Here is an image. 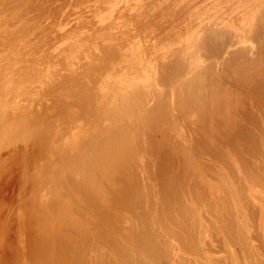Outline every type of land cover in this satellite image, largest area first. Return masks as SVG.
I'll list each match as a JSON object with an SVG mask.
<instances>
[{"label": "rangeland", "instance_id": "rangeland-1", "mask_svg": "<svg viewBox=\"0 0 264 264\" xmlns=\"http://www.w3.org/2000/svg\"><path fill=\"white\" fill-rule=\"evenodd\" d=\"M262 2L0 0V264H264V70L222 63L244 45L264 53ZM201 41L216 49L204 55ZM188 53L196 67L183 71ZM131 91L147 104L119 111ZM220 93L225 113L211 99ZM20 119L29 130L15 135ZM123 131L135 132L133 155L97 184L85 182L96 177L88 163L58 162L61 149L92 151Z\"/></svg>", "mask_w": 264, "mask_h": 264}, {"label": "bare ground", "instance_id": "bare-ground-1", "mask_svg": "<svg viewBox=\"0 0 264 264\" xmlns=\"http://www.w3.org/2000/svg\"><path fill=\"white\" fill-rule=\"evenodd\" d=\"M53 1V0H52ZM193 1V0H192ZM263 2H264V0H262ZM261 2V1H260ZM262 2V3H263ZM108 3H110V2H108ZM200 3V2H199ZM48 4V3H47ZM52 5V4H51ZM56 4H54V6H55ZM201 5V4H200ZM264 5V4H263ZM43 6V5H42ZM53 6V5H52ZM53 6V7H54ZM47 7V6H46ZM51 7V6H50ZM42 8V7H41ZM55 8V7H54ZM54 8L52 9V10H54ZM65 8V7H64ZM189 8V7H188ZM259 8V7H258ZM38 9V8H37ZM40 9V8H39ZM50 9V8H49ZM44 10V9H43ZM59 10V9H58ZM98 10V9H97ZM55 11H57V10H55ZM252 11V10H251ZM257 11V10H256ZM53 12V11H52ZM75 13V12H74ZM49 15V14H48ZM46 16H47V13H46ZM254 17V16H253ZM263 18V17H262ZM46 19H48V18H46ZM82 19V18H81ZM184 20V19H183ZM195 20V19H194ZM35 21V20H34ZM42 21V20H41ZM261 21V20H260ZM160 22V21H159ZM191 22V21H190ZM256 23V22H255ZM263 23V22H262ZM230 24H232L233 25V22L231 21L230 22ZM229 24V25H230ZM258 25V24H257ZM34 27V26H33ZM232 26H230V27H228V29H233V28H231ZM234 27V26H233ZM94 28V27H93ZM235 28H236V26L234 27V30L233 31H229L230 33H235L236 31H235ZM255 28V27H254ZM27 29H28V27H27ZM237 29H239V28H237ZM33 30V29H32ZM31 31V30H30ZM50 31V30H49ZM220 31H222V30H220ZM224 31V30H223ZM222 31V32H223ZM235 31V32H234ZM237 31H240V30H237ZM245 31V30H244ZM244 31H243V33H244ZM258 31V30H257ZM219 32V31H218ZM217 32V33H218ZM222 32H219L220 34H223ZM228 32V33H229ZM246 32V31H245ZM252 32V27H251V30H250V33ZM29 33V32H28ZM212 33H215V32H212ZM217 33H215V34H217ZM228 33H226V31L224 32V34L223 35H225V34H228ZM254 33V32H253ZM109 34H111V33H109ZM220 34H218L219 36H220ZM236 34V33H235ZM234 34V35H235ZM238 34V33H237ZM248 34H249V32H248ZM263 34V33H262ZM122 35H124V34H122ZM208 35V34H207ZM230 35V34H229ZM239 35V34H238ZM216 36V35H215ZM226 36V35H225ZM231 36V35H230ZM232 36H233V34H232ZM236 36V41L235 42H237V40H238V42H240L241 43V38H242V40H243V38H244V36H243V34H241L240 36H238L237 37V35H235ZM7 37V36H6ZM226 37H228V35L226 36ZM209 38V37H208ZM208 38H207V40H208ZM223 38V37H222ZM230 38V37H229ZM234 36H233V38L231 37L230 39H233L234 40ZM239 38H240V40H239ZM252 38V37H251ZM257 38V37H256ZM264 38V37H263ZM210 39V38H209ZM212 39V38H211ZM60 40V39H59ZM53 41V40H52ZM212 41V40H211ZM210 41V44H208L207 42V45L205 44L204 45V43H203V41H201L202 43H203V45L202 46H200V48H198V50L200 51H202V48H203V51H204V55H207V53L209 52V50L210 49H212V51L211 52H213V49L215 50L216 48H215V46L214 45H212V42ZM250 41V40H249ZM13 42V41H12ZM119 42V41H118ZM226 42V41H225ZM235 42H233V43H235ZM237 42V43H238ZM243 42V41H242ZM229 43V42H228ZM29 44V43H28ZM32 44V43H31ZM199 44V43H198ZM242 44V43H241ZM243 44H244V42H243ZM225 45H227L226 43H225ZM236 45V44H235ZM238 45V44H237ZM23 46V45H22ZM27 46H29V45H27ZM205 47V49H204V47ZM117 47V46H116ZM235 47V46H234ZM34 48V47H33ZM233 48V47H232ZM185 49V48H184ZM30 50V49H29ZM34 50V49H33ZM186 50V49H185ZM192 52V51H191ZM255 52V51H254ZM257 52H258V50H257ZM108 53V52H107ZM198 53V52H197ZM202 53V52H201ZM224 53H226V52H224ZM263 53V52H262ZM262 53H256V54H254V53H251L250 55H249V49H248V47H245V45H244V47L242 46V47H239V48H236L234 51L232 50V52L230 51L229 53H228V58L227 59H225L226 61H222V63H224V65H226L227 67L229 66V69L230 68H234V69H236V72H239L238 74H240L241 76H242V74L241 73H248L249 71H255V74H259V72L260 73H262L263 72V70H264V53L262 54ZM114 54V53H113ZM196 54V53H195ZM203 54V53H202ZM209 54V53H208ZM109 55L111 56V54L109 53ZM116 55V54H115ZM185 55H187L186 57L184 56V60H186L188 63L187 64H185L183 67H182V69L183 68H191V66H194L193 64H194V59H196V58H194L195 57V55H194V53H192V54H190V53H188V54H185ZM200 56V55H199ZM217 56H219V55H217ZM205 57V56H204ZM224 57V56H223ZM112 58V57H111ZM114 58V57H113ZM144 59V58H143ZM200 59V58H199ZM181 60V59H180ZM205 60V59H204ZM124 61V60H123ZM221 61V60H220ZM219 61V62H220ZM103 62V61H102ZM177 62H178V60H177ZM213 62H216V61H213ZM89 63V62H88ZM120 63V62H119ZM198 63V62H197ZM210 63V62H209ZM181 64V63H180ZM180 64L178 65L179 67H176L177 65H176V63L174 62V65L173 66H175L176 67V69L175 70H178L179 68H180ZM184 64V63H183ZM99 65V64H98ZM107 65V64H106ZM186 65L188 66V67H186ZM209 65V64H208ZM210 65H211V63H210ZM216 65V64H215ZM172 66V67H173ZM212 66V65H211ZM221 66V65H220ZM225 66V67H226ZM230 66H232V67H230ZM194 67H196V66H194ZM209 67V68H208ZM205 68H208L207 69V73H209L210 74V71L212 70L211 69V67L210 66H206ZM160 69V68H159ZM172 69V68H171ZM181 69V68H180ZM181 69V70H182ZM185 69H183V71L185 70ZM186 69V70H187ZM199 70H201V69H199ZM203 70H204V66H203ZM214 70V69H213ZM257 70V71H256ZM259 70V71H258ZM82 71V70H81ZM120 71V70H119ZM233 71H235V70H233ZM193 72H194V70H193ZM200 72V71H199ZM82 73V72H81ZM91 73V72H90ZM149 73V72H148ZM168 73V72H167ZM203 73V72H202ZM254 73V72H253ZM73 74V73H72ZM138 74V73H137ZM169 74V73H168ZM168 74H167V76H168ZM184 74V73H183ZM199 74V73H198ZM211 74H213V72L211 73ZM249 74V73H248ZM203 75H207V74H204L203 73ZM250 75V74H249ZM136 76V75H135ZM192 76H193V74H192ZM195 76V75H194ZM210 76V75H209ZM218 76V75H217ZM217 76L215 75V77L217 78ZM223 76H224V74H223ZM238 76V75H237ZM246 76V75H245ZM251 76H253V74L251 75ZM220 77H221V75H220ZM219 77V78H220ZM247 77H249L248 75H247ZM80 78V77H79ZM103 78V77H102ZM137 78V77H136ZM167 78V77H166ZM195 78V77H194ZM207 78V77H206ZM213 78V77H212ZM215 78V79H216ZM237 78V77H236ZM243 78H244V75H243ZM63 79V78H62ZM106 79V78H105ZM133 79V78H132ZM190 79H193L192 77H190ZM226 79V78H225ZM264 79V78H263ZM150 80V79H149ZM203 79L202 78H199L198 77V79L196 80L197 82L199 81V82H201ZM207 80V79H206ZM217 80H219V82L222 80V77H221V80L220 79H216V82H218ZM236 80V79H235ZM238 80V79H237ZM244 80H246V79H244ZM65 81V80H64ZM104 81V80H103ZM227 81V80H226ZM162 82V81H161ZM257 82V81H256ZM202 83H204V82H202ZM202 83H201V85H202ZM152 84V83H151ZM221 84V83H220ZM102 85V84H101ZM163 85V84H162ZM104 86V85H103ZM126 86V85H125ZM150 86V85H149ZM151 86H153V85H151ZM151 86H150V88H151ZM218 86V85H217ZM79 87V86H78ZM121 87V86H120ZM154 87V86H153ZM197 87V86H196ZM220 87V86H219ZM105 88V87H104ZM123 88H125V87H123ZM129 88V87H128ZM136 88V87H135ZM149 88V87H148ZM257 88V87H256ZM57 89V88H56ZM153 88H151L150 90H152ZM154 89H156V88H154ZM190 89V88H189ZM192 89H194V88H192ZM196 89V88H195ZM219 89V88H218ZM127 90V89H126ZM130 90V89H129ZM149 90V89H148ZM125 91V90H124ZM190 91V90H189ZM191 91H195V90H191ZM114 92V91H113ZM129 92V91H128ZM141 93H136L135 91L134 92H130V94L128 95L127 94V97H125L124 98V100H123V102H122V104H119V105H122V106H117V107H119V108H121V107H123L124 109H123V111L125 110V108H127V109H136V108H134L135 106H138V107H141L140 106V103H142V102H144L145 100H142L140 97H142V96H140V95H138V94H142V91H140ZM147 92V91H146ZM145 92V94H147ZM124 94H125V92H123ZM144 93V92H143ZM149 93H151V91L149 92ZM153 93V92H152ZM191 93H193V92H191ZM222 93H224V95H225V97L226 96H228V93H229V91H228V93L227 92H222ZM107 94V93H106ZM190 94V93H189ZM203 94V93H202ZM200 95V96H203V95ZM221 94V93H220ZM220 94H216L217 96L216 97H213V98H211L212 99V101L214 102V104L215 103H217V104H215L214 105V107H219V109L222 111H224V113H225V109H224V107L227 109V106H228V109H229V102H228V104H227V106H226V103L227 102H225V97H223L224 95L223 94H221V96L224 98H222L221 96H220ZM114 95V94H113ZM117 95V94H116ZM149 95V94H148ZM147 95V96H148ZM150 95H152V94H150ZM208 95V94H207ZM60 96V95H59ZM123 96V95H122ZM146 96V95H145ZM153 96V95H152ZM190 96V95H189ZM206 96V95H205ZM209 96V95H208ZM74 97V96H73ZM210 97H212L211 95H210ZM191 98V97H190ZM195 97H193L192 99L194 100H191L192 102H195V99H194ZM200 98V97H199ZM202 98V97H201ZM200 98V99H201ZM206 98H209V97H206ZM236 98V97H235ZM147 99L149 100V102H150V98H148L147 97ZM203 99H204V97L202 98V101H203ZM231 99V98H230ZM198 100V99H197ZM205 100H208V99H205ZM209 100H210V98H209ZM98 101V100H97ZM152 101V100H151ZM160 101V100H159ZM201 100H200V102H202ZM211 100H210V102H212ZM92 102V101H91ZM199 102V103H200ZM204 102H206V101H204ZM210 102H207V103H210ZM212 102V103H213ZM54 103V102H53ZM102 103V102H101ZM189 103L190 104H193V103H191V102H187L186 103V106H187V104L189 105ZM206 103V107H204V111H205V108L206 109H208V108H210V106L208 107V104ZM62 104V103H61ZM142 104H145V102L144 103H142ZM146 104H147V101H146ZM145 104V105H146ZM158 104H160V107L162 106V104H164V102L162 103V102H160V103H158ZM177 104V103H176ZM181 104V108H184V105L182 104V103H180ZM204 104V103H203ZM236 104V103H235ZM238 104V103H237ZM98 105V104H97ZM179 104H177V106H178ZM194 105H195V107L196 108H198L196 105L197 104H195L194 103ZM194 105L193 106H191V108H190V106L188 107V108H190L191 109V111H192V107H194ZM199 105V104H198ZM205 105V104H204ZM209 105H212V104H209ZM234 105V104H233ZM53 106V105H52ZM69 106V105H68ZM142 106H144V105H142ZM158 106V105H157ZM183 106V107H182ZM203 105H201V107L200 108H203L202 107ZM221 106V107H220ZM159 106H158V108H160ZM163 107H164V105L162 106V108L161 109H163ZM214 107H213V109H214ZM212 108V107H211ZM39 109V108H38ZM43 109V108H42ZM95 109V108H94ZM131 109L130 110H128V111H131ZM160 109V110H161ZM172 109V108H171ZM195 108H193V110H194ZM217 109V108H216ZM22 110V109H21ZM139 110H141L140 108H139ZM158 110V109H157ZM156 110V111H157ZM184 110H186L187 111V109L185 108V109H183V112H184ZM196 110V112H198L197 111V109H195ZM199 110V109H198ZM209 110L210 109H208V115L209 116H211L212 117V115L211 114H209ZM220 110H217V111H220ZM28 111V110H27ZM43 111V110H42ZM72 111V110H71ZM88 111V110H87ZM117 111V110H116ZM119 111H122V108H121V110H119ZM118 111V112H119ZM136 111H137V109H136ZM135 111V112H136ZM156 111H155V113H156ZM159 111V110H158ZM185 111V112H186ZM190 111V110H189ZM202 110L200 109V112H201ZM204 111H202V112H204ZM220 111V112H221ZM229 111V110H228ZM98 112V111H97ZM153 111H151L149 114H151ZM188 112V111H187ZM195 112V111H194ZM200 112L198 113L199 114V117L201 116V117H203V115L205 114H203V113H201V115H200ZM205 112H207V110L205 111ZM213 115L214 114H216L215 112L216 111H213L212 112V110L210 111ZM20 113V112H19ZM26 113V112H25ZM38 113V112H37ZM109 113V112H108ZM124 112H122V114H123ZM159 113H160V111H159ZM158 113V114H159ZM168 113V112H167ZM16 114V113H15ZM27 114V113H26ZM47 114V113H46ZM89 114V113H88ZM100 114V113H99ZM119 114V113H118ZM121 114V113H120ZM122 114H121V116H122ZM137 114V113H136ZM135 114V115H136ZM147 114V113H146ZM158 114H155V117H157L156 115H158ZM194 114V116H196L195 114L196 113H193ZM193 114H191V115H193ZM197 114V115H198ZM228 114V113H227ZM20 115V114H19ZM41 115V114H40ZM160 115L162 116V114L160 113ZM165 115H166V113H165ZM164 114H163V117L165 116ZM184 115V114H183ZM220 115V114H219ZM218 115V116H219ZM222 115H223V113H222ZM225 115V114H224ZM23 116L24 115H22V116H20V117H22L23 118ZM96 116V115H95ZM150 116V115H149ZM153 117V120L155 119L154 118V114L152 115ZM169 115H167V117H168ZM205 117H206V115H204ZM9 117V116H8ZM17 117H18V114H17ZM26 116H24V118H25ZM41 117V116H40ZM69 117V116H68ZM88 117V116H87ZM198 117V118H199ZM200 117V118H201ZM224 117V116H223ZM34 118V117H33ZM150 118H151V116H150ZM158 118H159V116H158ZM157 118V119H158ZM165 118H166V116H165ZM193 118V117H192ZM196 118H197V116H196ZM1 119L2 118H0V121H1ZM5 119V118H4ZM3 119V121L4 122H6L5 120ZM16 119V118H15ZM14 119V120H15ZM29 119V118H28ZM28 119H20V120H18V122H14V123H16L15 125L16 126H12V129L14 128L15 129V131L17 130V132H15L16 134L15 135H17L18 133H20V134H22L23 132L25 133V131H27V130H29V129H27L28 127H26L27 126V124H28ZM129 119V118H128ZM132 119V118H131ZM138 119V118H137ZM141 119V118H140ZM157 119H155V120H157ZM209 119V118H208ZM28 120V121H27ZM135 120V119H134ZM149 120H151V119H148L146 122L147 123H149ZM166 120V119H165ZM164 120V121H165ZM188 120V119H187ZM204 120H206V118H204ZM2 121V122H3ZM30 121H31V119H30ZM56 121V120H55ZM133 121V120H132ZM152 121V120H151ZM162 122H163V120H161ZM0 123V127H1V124H3V123ZM68 122V121H67ZM134 122V121H133ZM145 122V123H146ZM13 123V124H14ZM31 123V122H30ZM50 123V122H49ZM52 123V122H51ZM50 123V124H51ZM143 123L142 125H143V130H145V129H147V128H149L148 126V124L146 123ZM152 123V122H151ZM157 123V122H156ZM156 123H153V124H156ZM168 123V122H167ZM167 123H165V124H167ZM5 124H7V123H5ZM50 124H48L49 126H50ZM128 124V123H127ZM12 125V124H11ZM32 125H34V124H32ZM47 125V124H46ZM47 125V126H48ZM106 125V124H105ZM145 125V126H144ZM150 125H152V124H150ZM3 126V125H2ZM5 127H6V125H4ZM10 126V125H9ZM38 126V125H37ZM45 126V125H44ZM46 126V130H49V129H47L48 127ZM113 126H115V125H113ZM121 126V125H120ZM126 126V125H125ZM140 126V125H139ZM107 127H109V126H107ZM112 127V126H111ZM141 127V126H140ZM153 127L155 128V126L153 125ZM153 127H152V129H153ZM9 128V127H8ZM31 128V127H30ZM33 128H35V127H33ZM45 128V127H44ZM43 128V129H44ZM113 128V127H112ZM122 128V127H121ZM129 128V127H128ZM2 129V128H1ZM10 129V128H9ZM9 129H8V131H9ZM27 129V130H26ZM32 129V128H31ZM31 129H30V131H31ZM39 129V128H38ZM2 130H4V133H3V135H1V138H3L4 137V134H5V129L3 128ZM90 130V129H89ZM106 130H108V129H106ZM106 130H104L105 132H106ZM129 130H133V129H129ZM128 130V131H129ZM150 130V129H149ZM154 130V129H153ZM42 131V130H41ZM45 131V129L43 130V132ZM111 131V130H110ZM109 131V132H110ZM147 130H145L144 132H146ZM152 131V130H151ZM32 132H35V129H34V131H31V133ZM42 132V133H43ZM108 132V131H107ZM125 132H127V130L125 131ZM124 131L123 132H120L118 135H116V134H114V137H111V134L109 135L111 138V140L109 141V142H102L101 144L99 143V144H96L94 147L95 148H93V146H92V151H91V149L90 148H88L87 150H85V152L84 151H82V149H81V147H79L80 145H79V143H76L75 144V148H76V150H74V151H72L71 153V155L69 154V153H67L65 150H64V152L62 151V149H61V151L63 152H61L60 150V154H58L59 156V159H58V162H61V166L63 165L65 168L64 169H66V167H68V168H70L71 166L73 167V168H75V169H77V168H79V167H81V166H84V165H86L87 163L89 164V166L92 168V169H89V171L90 170H92V172L90 173V174H92V175H94V174H96V177H91L92 175H90V177L91 178H89V175H87L88 176V178H89V180L87 179L85 182L87 183V181L88 182H96V184H97V181H98V176H99V174H100V172L101 171H103L105 168H107V167H112L113 165H115V164H118V166H119V164L121 163V162H126L127 160V163L129 162V160L131 159L130 157H131V155H133V152H132V149H131V145L133 146V140L134 139H136L137 137H136V135H135V132L134 133H131V132H129L130 134H126ZM133 132V131H132ZM137 132V131H136ZM140 133H139V135L141 134V130L139 131ZM143 132V131H142ZM148 132V131H147ZM2 133V131H0V134ZM13 132H11V134H12ZM36 133V132H35ZM45 133H47V132H45ZM44 133V134H45ZM111 133V132H110ZM9 134H10V131H9ZM19 134V135H20ZM34 134V133H33ZM39 134V133H38ZM41 134V133H40ZM44 134H42V135H44ZM6 135H8V134H6ZM6 135H5V137H4V139L5 138H7L6 137ZM13 135H14V133H13ZM36 135V134H35ZM79 135H80V133H79ZM79 135H77L78 137H80ZM84 135V136H83ZM86 134H82V137H87V135L85 136ZM90 135V134H89ZM146 135H147V133H146ZM3 136V137H2ZM9 136V135H8ZM10 136H12V135H10ZM9 136V137H10ZM53 136V135H52ZM21 137H23V136H21ZM41 137V136H40ZM92 137H93V134H92ZM133 137H136V138H134L133 139ZM139 137V136H138ZM77 137H75V139H76ZM102 138V137H101ZM156 138V137H155ZM11 139V138H10ZM80 139V138H79ZM79 139H78V142H79ZM84 139V138H83ZM82 139V140H83ZM87 139H89V138H87ZM92 139V138H91ZM90 139V140H91ZM100 139V138H99ZM1 140V139H0ZM3 140V139H2ZM56 140V139H55ZM68 140V139H67ZM66 140V141H67ZM81 140V141H82ZM89 140V141H90ZM103 140V139H102ZM151 140V139H150ZM6 141V140H5ZM16 141V140H15ZM20 141V140H19ZM52 141H53V139H52ZM63 140L61 139V142H62ZM72 141H73V139H72ZM75 141V140H74ZM108 141V140H107ZM140 141H142V140H140ZM4 142V141H3ZM50 142H51V139H50ZM68 142H71V141H68ZM76 142V141H75ZM75 142H73V143H75ZM87 143L85 140L84 141H82V143ZM134 142H135V140H134ZM142 142H145L144 140L142 141ZM46 143V142H45ZM52 143H55V142H52ZM59 143V142H58ZM3 144V143H2ZM1 144V145H2ZM63 145H64V143H62ZM69 144L70 143H66V145H68V146H66V147H64V146H62L61 144V146L62 147H64V148H66L67 149V147H69ZM45 145V144H44ZM56 145V144H55ZM55 145H53L52 147H54L55 148ZM60 145H58V147H57V145H56V147H57V151H58V149L60 148L59 146ZM72 145V143L70 144V146ZM79 145V146H78ZM102 145V146H101ZM137 145V144H136ZM83 146H85V147H87V146H89L88 144H86V145H84L83 144ZM82 146V147H83ZM143 146V145H142ZM45 147V146H44ZM49 147V146H48ZM47 147V148H48ZM90 147V146H89ZM6 148V147H5ZM47 148H45L47 151L49 150V149H47ZM54 148H53V150H54ZM63 148V149H64ZM74 148V146L71 148V149H75ZM84 148V147H83ZM139 148V147H138ZM52 149V148H51ZM56 149V148H55ZM86 149V148H85ZM135 149V148H134ZM52 150V152L54 153V151L56 152V150H54L53 151ZM67 150H69L70 151V149L68 148ZM59 151L57 152V153H59ZM86 151H87V153H86ZM88 151H90V153H88ZM135 151H136V149H135ZM44 152H45V150H44ZM67 154H66V153ZM135 153V152H134ZM53 155V154H52ZM57 155V154H56ZM135 155V154H134ZM55 156V155H54ZM57 157V158H58ZM57 158H56V164H57ZM128 158H130V159H128ZM125 159V160H124ZM134 159V158H133ZM60 160V161H59ZM48 161V160H47ZM54 162V163H55ZM131 162V161H130ZM126 163V166L128 165ZM186 163V162H185ZM53 164V163H52ZM124 165V163H121V165L120 166H123ZM50 165V164H49ZM55 166V165H54ZM60 166V165H59ZM61 166H60V168H61ZM117 166V167H118ZM125 166V165H124ZM123 166V167H124ZM252 166V165H251ZM71 167V168H72ZM86 167H88V166H86ZM120 168V167H119ZM114 170H116L115 168H113ZM1 171V170H0ZM64 170H63V167H62V170H61V172H63ZM87 172H88V170H86ZM93 171H96V172H93ZM108 171H111L109 168L107 169V172ZM87 172H85V173H87ZM107 172H103V173H107ZM114 172V171H113ZM65 173V172H64ZM68 173V172H67ZM70 173V172H69ZM109 174H112V173H110L109 172ZM114 174V173H113ZM113 174L111 175L112 177H113ZM59 175H60V173H59ZM58 174H57V176H59ZM75 175V174H74ZM83 175H85V174H83ZM82 175V176H83ZM85 175V176H86ZM106 174H103V176H105ZM4 176V175H3ZM61 176V175H60ZM109 177H110V175H108ZM108 176H106L107 178H108ZM55 178H57L56 176H55ZM84 178V177H83ZM103 178V177H102ZM105 178V177H104ZM111 178V177H110ZM3 179V178H2ZM82 179V178H81ZM101 178H99V181L101 182V180H100ZM109 179V178H108ZM107 179V180H108ZM56 180V179H55ZM64 180V179H63ZM104 180V179H103ZM74 181H76V180H74ZM82 181H83V179H82ZM98 181V182H99ZM109 181H110V179H109ZM79 183V182H78ZM232 183V182H231ZM234 183V182H233ZM248 183V182H247ZM99 184V183H98ZM264 184V183H263ZM262 184V185H263ZM82 185H84V184H82ZM92 185H94V184H92ZM248 185V184H247ZM89 186V185H88ZM83 187V186H82ZM90 187V186H89ZM92 187H94L95 188V185L94 186H92ZM258 187V186H257ZM256 187V188H257ZM60 189V188H59ZM226 189V188H225ZM227 189H228V192L229 191H231V193H234L233 191L235 190V189H233L232 188V184H229L228 186H227ZM247 189V188H246ZM3 190V189H2ZM237 190H238V188H237ZM236 190V191H237ZM139 191V190H138ZM250 191V190H249ZM264 190H262V192H263ZM226 192V191H225ZM256 192V191H255ZM239 193V192H238ZM258 193V192H257ZM225 195V194H224ZM248 195V194H247ZM249 195H251V193L249 194ZM261 195V194H260ZM263 197H264V192H263ZM232 197V196H231ZM255 197V196H254ZM254 197L252 198L253 200H254ZM258 197H259V194H258ZM59 198V197H58ZM60 198H61V196H60ZM250 198V197H249ZM256 198H257V196H256ZM259 198H261V196L259 197ZM259 198H257V201H259L258 199ZM63 199V198H62ZM67 199V198H66ZM71 199V198H70ZM73 199V198H72ZM251 199V198H250ZM65 200V199H64ZM254 201H256V200H254ZM256 201V202H257ZM261 201L263 202V200L261 199ZM261 201H259V202H261ZM227 202V201H226ZM248 202V201H247ZM68 203V202H67ZM228 204V203H227ZM253 205H255V203L253 202L252 203ZM260 204V203H259ZM67 206V205H66ZM259 206V205H258ZM260 206L262 207V204H260ZM260 207V210L262 209ZM253 209H254V207H253ZM256 209V208H255ZM257 211H258V209H256ZM259 210V211H260ZM264 210V209H263ZM263 210H261V212L263 211ZM258 211V212H259ZM248 212V211H247ZM53 213V212H52ZM237 213V212H236ZM264 213V211L262 212V214ZM3 214V213H2ZM133 214V213H132ZM245 214V213H244ZM255 214V213H254ZM256 214H257V212H256ZM1 216V215H0ZM103 217V216H102ZM243 217V216H242ZM261 217V216H260ZM35 218V217H34ZM237 218V217H236ZM244 219V218H243ZM242 219V220H243ZM238 220V219H237ZM131 221V220H130ZM241 221V220H240ZM241 222H245V221H241ZM42 223V222H41ZM246 224V223H245ZM241 226V225H240ZM247 226V225H246ZM247 228L248 227H246V231H247ZM38 229V228H37ZM40 230H42V229H40ZM220 230V229H219ZM249 230V229H248ZM54 231V230H53ZM251 231V230H250ZM250 231H247V234H248V232H250ZM143 232V231H142ZM254 232V231H253ZM100 234V233H99ZM204 234V233H203ZM251 234H252V232H251ZM209 235V234H208ZM250 235V234H249ZM243 238V237H242ZM240 239V238H239ZM81 242V241H80ZM203 242V241H202ZM211 242V241H210ZM71 245V244H70ZM210 246V245H209ZM91 248V247H90ZM212 249L214 250L215 248H213L212 247ZM248 250V249H247ZM249 250H251V249H249ZM37 251V250H36ZM55 252V251H54ZM27 253V252H26ZM96 253V252H95ZM134 253V252H133ZM211 253V252H210ZM82 254V253H81ZM84 254V253H83ZM9 255V254H8ZM53 255H54V253H53ZM71 255V254H70ZM79 257V256H78ZM82 257V256H81ZM72 258H74V257H72ZM82 258H84V257H82ZM244 258V257H243ZM15 259V258H14ZM77 259V258H76ZM206 259V258H205ZM73 260V259H72ZM88 261V260H87ZM86 261V262H87ZM101 261H102V259H101ZM220 261V260H219ZM218 261H216V263H217ZM24 263V262H23ZM222 264V263H221ZM252 264H254V263H252Z\"/></svg>", "mask_w": 264, "mask_h": 264}]
</instances>
